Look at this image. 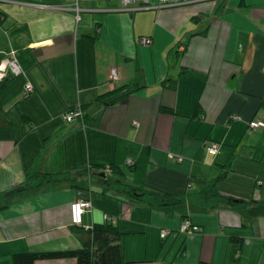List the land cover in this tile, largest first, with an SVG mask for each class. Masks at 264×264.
Wrapping results in <instances>:
<instances>
[{
  "label": "crops",
  "instance_id": "crops-1",
  "mask_svg": "<svg viewBox=\"0 0 264 264\" xmlns=\"http://www.w3.org/2000/svg\"><path fill=\"white\" fill-rule=\"evenodd\" d=\"M9 50L22 71L0 89L16 136L0 140V191L29 171L73 173L89 160L130 159L140 172L124 170L126 182L184 195L203 189L230 157L218 191L264 201V0L143 10L120 0H0V58ZM132 81L139 87L123 100H96ZM77 106L82 116L66 121ZM253 120L263 125L249 127ZM211 144L216 154L205 150ZM84 186L30 190L0 210V264H13L15 253L80 248V231L103 215L121 233L124 264H226L230 236L243 239L239 264H264V215L247 220L242 205L149 206L104 194L99 182ZM76 200L92 206L81 225L71 223ZM184 219L199 229L160 238Z\"/></svg>",
  "mask_w": 264,
  "mask_h": 264
},
{
  "label": "trees",
  "instance_id": "trees-1",
  "mask_svg": "<svg viewBox=\"0 0 264 264\" xmlns=\"http://www.w3.org/2000/svg\"><path fill=\"white\" fill-rule=\"evenodd\" d=\"M17 56V55H16ZM19 60V59H18ZM11 78V77H10ZM0 80V89L10 79ZM139 87V83H130L112 88L110 91L97 97V101L104 106L112 105L126 98ZM0 107V140L16 141L15 131L3 116ZM230 158V157H229ZM228 158V160H229ZM228 160L223 171L213 178L203 189L197 193L184 195H172L154 187L142 183L139 178L133 182H126L123 177L124 170L134 171L139 174L137 163L131 162L121 165L117 162L102 163L89 160L88 165L75 172H42L29 171L23 183L6 190L0 191V210L6 208L18 194L35 189H43L50 186L69 184L75 187H85L91 181L102 183V193L116 198H123L130 202L145 203L149 206L176 205L184 201L202 208H213L218 204L226 206L242 205L245 209V217L250 220L253 217L264 215V201H245L236 199L232 195L224 194L215 187L216 181L225 176L228 170ZM107 170L109 172L107 173ZM104 173V175H102ZM81 247L77 249H65L42 252L15 253L12 256L13 264H34L37 260L55 258H74L76 264H124L122 258L121 233L110 221L96 222L88 229L81 230ZM243 239L238 236H230L227 247L226 264L240 263L238 251L242 247Z\"/></svg>",
  "mask_w": 264,
  "mask_h": 264
},
{
  "label": "built area",
  "instance_id": "built-area-1",
  "mask_svg": "<svg viewBox=\"0 0 264 264\" xmlns=\"http://www.w3.org/2000/svg\"><path fill=\"white\" fill-rule=\"evenodd\" d=\"M77 1V0H76ZM93 1V0H90ZM189 0H120L122 6L127 9H147L152 7L163 8L170 7L174 5H181L188 3ZM76 11H78L76 6ZM138 42L142 45H148L151 42L150 37L140 36L138 37ZM22 71V68L18 62L16 52L14 50H9L4 53V55L0 58V80L13 77L18 75ZM119 79L117 68H111L108 74V83H115ZM31 90L30 84H26L24 86V92L27 93ZM82 111L80 107H75L69 109L65 112L64 118L66 121H73L74 119L81 117ZM251 128H258L263 125V122L259 121H250L248 123ZM205 150L208 153L216 154L219 150L218 144L206 145ZM178 160H181V157H177ZM126 163H131L130 159L126 160ZM107 172L109 170L106 169ZM91 203L89 200H76L70 206V216L71 223L73 225H81L82 224V216L86 211H91ZM103 219L105 221H109L110 217L108 215H103ZM199 228L197 225L191 223L188 219H184L176 231H172L167 228H163L160 230L159 236L160 238H165L170 234L174 233H191L197 231Z\"/></svg>",
  "mask_w": 264,
  "mask_h": 264
},
{
  "label": "rangeland",
  "instance_id": "rangeland-1",
  "mask_svg": "<svg viewBox=\"0 0 264 264\" xmlns=\"http://www.w3.org/2000/svg\"><path fill=\"white\" fill-rule=\"evenodd\" d=\"M217 1V0H189L188 3L186 4H181L180 6H184V5H187V4H194V5H197V6H209L211 4H214V2ZM171 7V6H170ZM165 9V8H164ZM183 221V220H182ZM165 229V228H164ZM160 233V232H159ZM179 234H184L182 232H179ZM172 235V234H171Z\"/></svg>",
  "mask_w": 264,
  "mask_h": 264
},
{
  "label": "water",
  "instance_id": "water-1",
  "mask_svg": "<svg viewBox=\"0 0 264 264\" xmlns=\"http://www.w3.org/2000/svg\"><path fill=\"white\" fill-rule=\"evenodd\" d=\"M147 9H149V8H147ZM143 10V9H142ZM102 175H103V173H102Z\"/></svg>",
  "mask_w": 264,
  "mask_h": 264
}]
</instances>
